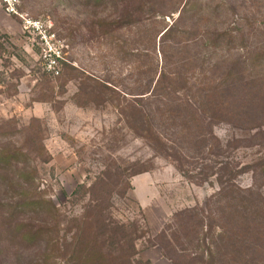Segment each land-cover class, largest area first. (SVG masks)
<instances>
[{"label": "rangeland", "instance_id": "1", "mask_svg": "<svg viewBox=\"0 0 264 264\" xmlns=\"http://www.w3.org/2000/svg\"><path fill=\"white\" fill-rule=\"evenodd\" d=\"M0 0V264H264V0Z\"/></svg>", "mask_w": 264, "mask_h": 264}, {"label": "built area", "instance_id": "2", "mask_svg": "<svg viewBox=\"0 0 264 264\" xmlns=\"http://www.w3.org/2000/svg\"><path fill=\"white\" fill-rule=\"evenodd\" d=\"M1 4L3 7L4 12L8 16H14L22 20L23 23V29L27 33H35L38 32V34H41V40L44 43V58L48 60V68L50 71L56 76L58 75V68L56 65L55 60L47 59L50 58L51 54H54L55 58H59V51L54 48L51 44V36L46 35L45 27L40 22H34L30 19H28L26 16L18 13V5L19 0H1Z\"/></svg>", "mask_w": 264, "mask_h": 264}]
</instances>
